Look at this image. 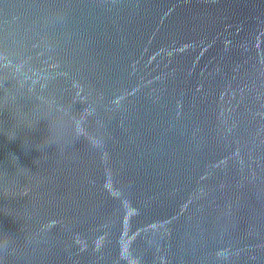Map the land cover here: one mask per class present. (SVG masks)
<instances>
[{
	"label": "water",
	"instance_id": "1",
	"mask_svg": "<svg viewBox=\"0 0 264 264\" xmlns=\"http://www.w3.org/2000/svg\"><path fill=\"white\" fill-rule=\"evenodd\" d=\"M0 264H264V0H0Z\"/></svg>",
	"mask_w": 264,
	"mask_h": 264
},
{
	"label": "clouds",
	"instance_id": "2",
	"mask_svg": "<svg viewBox=\"0 0 264 264\" xmlns=\"http://www.w3.org/2000/svg\"><path fill=\"white\" fill-rule=\"evenodd\" d=\"M0 251H2V249H0Z\"/></svg>",
	"mask_w": 264,
	"mask_h": 264
}]
</instances>
